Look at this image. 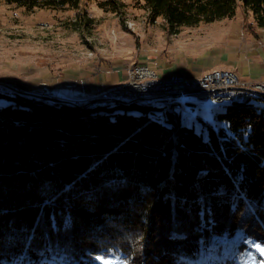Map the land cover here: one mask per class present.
<instances>
[{
  "label": "trees",
  "instance_id": "trees-1",
  "mask_svg": "<svg viewBox=\"0 0 264 264\" xmlns=\"http://www.w3.org/2000/svg\"><path fill=\"white\" fill-rule=\"evenodd\" d=\"M136 1L173 29L232 17L238 3L264 28V0ZM216 118L204 135L160 105L53 104L0 87V264H204L237 259L245 238L264 246L263 109L233 102Z\"/></svg>",
  "mask_w": 264,
  "mask_h": 264
},
{
  "label": "rangeland",
  "instance_id": "rangeland-1",
  "mask_svg": "<svg viewBox=\"0 0 264 264\" xmlns=\"http://www.w3.org/2000/svg\"><path fill=\"white\" fill-rule=\"evenodd\" d=\"M117 1L120 8L113 12L100 8L97 0H81L77 8H35L30 11L0 0V83L30 93H37L34 85L46 84L58 96L79 100L96 97L111 85L125 80L129 68L135 66L151 69L159 76L181 73L175 69L182 66L185 67L182 74L188 77L214 69L236 73L224 67L198 72L192 70V66L206 64L223 53L230 55L228 44L236 34L239 39L251 38L254 31L262 34L251 12L244 10L240 3L232 17L173 29L161 17L150 20L140 2ZM82 10L91 19L88 24L79 22ZM241 40L234 46L240 47ZM121 72L122 77H119ZM113 76L118 77L117 81L104 85L100 92L74 97L79 85L99 79L105 83ZM239 79L250 83L264 82V79ZM0 87L11 91L2 84ZM250 101L262 107L264 112L263 99L253 97ZM181 105L183 107L174 111L181 123L193 126L204 135L209 127L216 128L221 123L216 114L224 106L199 102ZM244 242L245 250L237 259L210 258L204 264H262L264 255L257 246H264L252 238H245ZM99 256L108 264H124L118 255ZM103 261L96 259V264H103Z\"/></svg>",
  "mask_w": 264,
  "mask_h": 264
},
{
  "label": "built area",
  "instance_id": "built-area-1",
  "mask_svg": "<svg viewBox=\"0 0 264 264\" xmlns=\"http://www.w3.org/2000/svg\"><path fill=\"white\" fill-rule=\"evenodd\" d=\"M144 74H151V81H144ZM222 90H230V97H222ZM39 93V92H38ZM253 93H263L264 82H249V87H239V81L233 79V74L214 70L213 73L203 72L198 76H191V80H182V73H169V79H157L151 69L131 67L128 77L119 82V86L109 87L103 93L97 94L100 98H159L170 94L172 97L190 96L198 99L199 103L228 101L232 96H250ZM46 95L51 99H58L57 92L47 85ZM89 99H72V101H86Z\"/></svg>",
  "mask_w": 264,
  "mask_h": 264
},
{
  "label": "crops",
  "instance_id": "crops-1",
  "mask_svg": "<svg viewBox=\"0 0 264 264\" xmlns=\"http://www.w3.org/2000/svg\"><path fill=\"white\" fill-rule=\"evenodd\" d=\"M260 28V27H259ZM262 34L260 35L257 31L255 35L252 34V37L245 36V39H239L238 34L235 35L234 40L229 42L228 46L231 51L230 55L223 53L220 58H214L211 61H208L206 64L199 66H192V70H198V72L206 70L212 67H224L234 70L238 76L246 80H263L264 79V29L261 28ZM238 40H241L240 47H235L234 44H238ZM198 62V61H197ZM185 67H177L175 70L183 73ZM169 71V70H167ZM173 71V70H171ZM166 72V71H165ZM116 73V72H115ZM122 72L119 77H122ZM118 77L113 76L107 82L98 81L87 83L86 85H79L78 90L75 92L74 97H83L84 95H93L96 92H100L104 85L111 84L116 82ZM58 99H74L71 96H59ZM93 99V98H89ZM187 106V105H184ZM182 105H176V108H181ZM176 113V112H174ZM180 119V118H179ZM220 124H223L221 122Z\"/></svg>",
  "mask_w": 264,
  "mask_h": 264
},
{
  "label": "bare ground",
  "instance_id": "bare-ground-1",
  "mask_svg": "<svg viewBox=\"0 0 264 264\" xmlns=\"http://www.w3.org/2000/svg\"><path fill=\"white\" fill-rule=\"evenodd\" d=\"M214 70H218V69H214ZM214 70L211 71H206V73H213ZM223 71L225 72H229L233 74V79L235 81H239V87H249V82H245V81H241L239 79V77L236 75V73H234L231 70H226L223 69ZM205 72V71H204ZM157 79H169V74H166L165 76L162 75H157ZM182 80H191V76H185L184 74H182ZM144 81H151V74H144ZM114 86H119V82L115 83L113 85H111L110 87H114ZM34 91L37 90V93H47V85L46 84H41V85H34ZM46 96V95H45ZM96 97H93V99H97V95H95ZM222 97H230V90H222ZM253 97H263V93H253L250 96H245V95H238V96H232L230 100L228 101H216V102H204L207 104H211L214 106H225L228 103H233V102H237V103H246L248 101H250ZM44 99V98H42ZM100 99H104L106 101H121V102H126V103H130V102H134L136 104H142V105H160L163 106L166 110L174 112V107L176 105H181V104H185L188 105L190 103H194V102H198V99L195 97H190V96H183V97H172L170 94H163L161 95V99L159 98H128V97H120V98H100ZM53 104H58L59 102H57L56 99H45ZM75 104H84L85 101H74Z\"/></svg>",
  "mask_w": 264,
  "mask_h": 264
},
{
  "label": "water",
  "instance_id": "water-1",
  "mask_svg": "<svg viewBox=\"0 0 264 264\" xmlns=\"http://www.w3.org/2000/svg\"><path fill=\"white\" fill-rule=\"evenodd\" d=\"M0 84H2L3 86L7 87V88H10L11 90L15 91V92H18V93H21L23 95H28V96H34L35 98H44V99H51L45 95H41L39 93H30V92H27L23 89H20L19 87L17 86H14V85H11V84H8V83H3L1 82ZM57 102H67V103H72V104H75L74 101H72L71 99H56ZM92 100H100V99H89V100H86L84 103H89L90 101Z\"/></svg>",
  "mask_w": 264,
  "mask_h": 264
},
{
  "label": "snow or ice",
  "instance_id": "snow-or-ice-1",
  "mask_svg": "<svg viewBox=\"0 0 264 264\" xmlns=\"http://www.w3.org/2000/svg\"><path fill=\"white\" fill-rule=\"evenodd\" d=\"M257 250L260 251L262 255H264V248H260V246H257ZM96 259L103 261V257L100 256H97ZM103 264H108V262L103 261ZM262 264H264V262H262Z\"/></svg>",
  "mask_w": 264,
  "mask_h": 264
}]
</instances>
